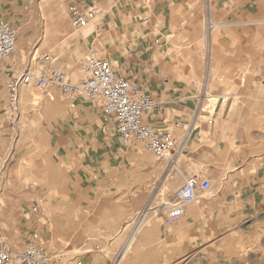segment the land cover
Returning <instances> with one entry per match:
<instances>
[{"label": "rangeland", "instance_id": "rangeland-1", "mask_svg": "<svg viewBox=\"0 0 264 264\" xmlns=\"http://www.w3.org/2000/svg\"><path fill=\"white\" fill-rule=\"evenodd\" d=\"M18 1L6 12L18 29L14 70L0 66V240L15 249L37 227L47 253L108 264L128 224L146 206L171 202L183 177L140 143L122 151L98 106L55 91L50 101L39 88L23 86L29 95L20 91L18 129L7 131L9 78L58 70L64 62L77 72L95 39L92 26H70L72 0ZM162 9L155 24L168 31L162 34L172 66L200 76L197 84L206 88L199 121L234 117L239 135L228 138L226 167L218 164L209 192L187 204L183 218L166 224L149 216L137 230L135 238L156 224L166 238L155 251L144 246L141 256L148 264H264V0H176ZM226 106L232 112L221 113ZM213 146L219 152V140ZM32 207L37 212L29 215ZM131 255L130 248L123 264Z\"/></svg>", "mask_w": 264, "mask_h": 264}, {"label": "built area", "instance_id": "built-area-1", "mask_svg": "<svg viewBox=\"0 0 264 264\" xmlns=\"http://www.w3.org/2000/svg\"><path fill=\"white\" fill-rule=\"evenodd\" d=\"M67 14L72 29L79 31L96 19L98 9L71 4ZM17 35L18 29L15 25L0 20V66L5 70H14L10 62L16 47ZM41 59L51 60L48 55L42 56ZM68 70L70 67L64 62L58 70L29 69L17 71L9 78L6 83L7 100L4 113L9 133L14 134L19 126L21 88L36 87L42 90L50 101L54 100L52 92L55 91L67 100L83 99L98 106L103 124L115 130L123 148L128 149L132 142H137L156 160H166L168 166L177 164L184 153L189 131L177 139L170 133L156 130L145 122L144 115L160 109L161 105L146 86L136 85L119 75L109 61L94 49H90L79 61L76 73H69ZM199 110L202 111L201 104ZM198 119L199 114H196L192 125ZM207 121L211 122V120ZM210 188L211 181L207 178L198 176L183 178V184L176 190L171 202L146 206L128 224L130 228L124 243L108 264H123L125 254L137 230L148 221L149 216L160 217L166 224H174L184 217L186 205L199 200L200 196L209 192ZM36 212L37 207H32L29 215ZM0 264L88 263L70 260L65 254L47 253L40 245L39 229L32 227L22 249L14 250L7 242L0 240Z\"/></svg>", "mask_w": 264, "mask_h": 264}, {"label": "crops", "instance_id": "crops-1", "mask_svg": "<svg viewBox=\"0 0 264 264\" xmlns=\"http://www.w3.org/2000/svg\"><path fill=\"white\" fill-rule=\"evenodd\" d=\"M175 1L72 0L71 4L98 9L96 19L87 25L94 28L95 39L91 49L98 51L108 60L119 75L136 85L146 86L161 104L160 109L144 115L145 122L156 130L170 133L177 139L189 131L184 148L185 158L179 167L175 165L177 172L183 178L199 176L209 179L214 177L218 164L221 168L226 167L229 154L228 138L230 136L235 138L239 134L234 126V117L229 120L227 116L222 118L221 115L219 122L198 119L192 125L195 115H201L199 101L205 87L202 84L199 88L197 82L202 78L196 74L181 72L179 68L172 66V61L165 52L168 43L163 40L162 34L168 31L155 24V18L163 11V4ZM18 2V0H0V20L10 22L6 18V12L10 8H19ZM194 14L200 15L196 11ZM67 19L69 21L68 14ZM176 39L179 40L180 36ZM22 93L26 97L29 95L26 90H21ZM226 108L227 106L220 112H232L231 109ZM260 112L264 115V107ZM217 140H219V152L213 146ZM120 148L122 151H128L123 148L121 142ZM229 172L232 171H226L227 174ZM202 197L203 195L200 196ZM188 216L187 220L192 222V213ZM156 227L157 225L153 224L137 238L134 237L130 245L132 253L130 264H148L149 262L144 261L141 256L145 250L144 246L149 245L155 251L158 248L157 242L166 240L165 234L159 233ZM207 232L209 235L206 237L213 236L210 228ZM28 237L25 236V241L20 242L19 247L15 249L8 244L14 250L22 249Z\"/></svg>", "mask_w": 264, "mask_h": 264}, {"label": "bare ground", "instance_id": "bare-ground-1", "mask_svg": "<svg viewBox=\"0 0 264 264\" xmlns=\"http://www.w3.org/2000/svg\"><path fill=\"white\" fill-rule=\"evenodd\" d=\"M27 95V94H26ZM175 167V166H174ZM195 202H197V201H195Z\"/></svg>", "mask_w": 264, "mask_h": 264}]
</instances>
